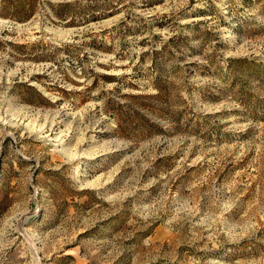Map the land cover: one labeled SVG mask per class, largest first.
<instances>
[{
    "label": "rangeland",
    "instance_id": "rangeland-1",
    "mask_svg": "<svg viewBox=\"0 0 264 264\" xmlns=\"http://www.w3.org/2000/svg\"><path fill=\"white\" fill-rule=\"evenodd\" d=\"M0 264H264V0H0Z\"/></svg>",
    "mask_w": 264,
    "mask_h": 264
},
{
    "label": "bare ground",
    "instance_id": "bare-ground-1",
    "mask_svg": "<svg viewBox=\"0 0 264 264\" xmlns=\"http://www.w3.org/2000/svg\"><path fill=\"white\" fill-rule=\"evenodd\" d=\"M31 129H32V128H31ZM32 130H33V129H32ZM57 138H58V135L56 136V140H54V141H58V139H57Z\"/></svg>",
    "mask_w": 264,
    "mask_h": 264
}]
</instances>
